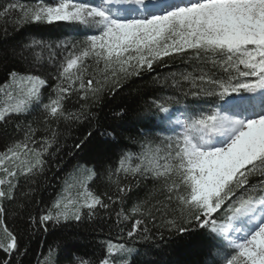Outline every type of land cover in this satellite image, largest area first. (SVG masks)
Masks as SVG:
<instances>
[{"label": "snow or ice", "instance_id": "6c2138e0", "mask_svg": "<svg viewBox=\"0 0 264 264\" xmlns=\"http://www.w3.org/2000/svg\"><path fill=\"white\" fill-rule=\"evenodd\" d=\"M113 3L134 10L121 15L109 7ZM13 13L10 22L16 28L67 22L91 34L82 40L53 44L33 39L24 44L20 57L26 61L27 50H47L56 84L45 103L48 76L10 71L9 81L0 85V122L41 106L46 130L50 119L83 122L94 116L90 109L105 95H116L127 80L154 65L179 58L193 66L172 76L179 97H155L146 105L167 114L162 123L169 134L159 143L145 139L140 155L125 153L114 170L125 178L151 181L157 195L126 209L132 186L117 181L116 195L105 193V202L89 187L94 169L78 165L51 206L38 218L28 217V226L47 231L49 224L92 219L99 209L119 205L117 224L131 221V227L117 242L105 243L106 254L98 264H137L140 253L129 242L154 239L152 229L161 240L164 231L182 236L203 230L216 250L214 264H264V106L255 111L243 95L259 93L264 99V0H37L34 5L10 2L0 9V18ZM43 59L35 53L36 62ZM182 81L188 82L187 90ZM167 82L165 77L162 83ZM73 95L82 102L80 108L66 112L64 102ZM189 96L231 103L223 112L184 105V118L173 120V106ZM35 135L29 125L22 140L0 153V251L5 254L0 264H12V257L20 254L18 233L5 222V201L14 200L20 177L43 174L47 157L55 154L50 151L58 142L55 129L39 142ZM74 147L83 150L84 141ZM53 255L50 248L44 264H55Z\"/></svg>", "mask_w": 264, "mask_h": 264}, {"label": "trees", "instance_id": "16d2710c", "mask_svg": "<svg viewBox=\"0 0 264 264\" xmlns=\"http://www.w3.org/2000/svg\"><path fill=\"white\" fill-rule=\"evenodd\" d=\"M10 2L34 5L37 0H0V9ZM40 2L55 4L58 0ZM145 3L150 4L151 0H145ZM109 6L113 12L119 8L126 9L124 4L119 3ZM15 15L13 13L7 18H0V85L9 81L10 71L46 75L49 86L45 92L44 102L47 103V96L52 93V88L56 84L53 65L47 61L48 52L46 49L41 51L39 47L27 50L29 60L26 61L20 57L23 45L33 39L53 44L60 41L82 40L84 35L91 34V31L67 22H54L51 25L31 23L16 28L10 22ZM37 52L44 57L40 62L35 61ZM100 67L102 68L103 64ZM192 70L193 66L188 61L179 58L169 61L167 65H154L152 71H145L140 77L127 80L116 95H105L99 105L90 109L94 116L83 122L69 123L64 120L57 122L50 119L46 130L44 123L46 113L42 106L34 107L29 113L13 115L7 123L0 122V153L5 152L14 142L22 140L29 125L36 129L34 139L38 142L42 137L50 135L52 129L58 132V142L50 149L55 154L47 157L45 172L27 179L20 177L14 200L5 201V222L10 229L18 233L20 242V254L12 257V264H44L50 248L54 250L52 259L55 264H80L82 260L89 261V264H98L106 254L105 243L108 240L117 242L118 237L126 235L131 227V221L117 224L115 213L119 211V205H113L107 210L99 209L98 214L92 219L85 218L80 222L73 221L60 225L49 224L47 231L39 225L29 227L27 221L29 216L38 218L51 206L63 188L65 177L73 172L77 165L94 169L96 176L89 181V187L105 202H107L105 193L116 195L117 181L121 185L132 186L131 192L125 197L126 209L157 195V186L151 181L137 180L131 175L125 178L124 173L116 175L114 170L125 153L138 157L145 139L159 143L169 134L164 130L169 126L162 123L167 114L156 112L155 109L150 111L146 105L155 97L168 95L179 97L181 93L171 86L172 76L174 73L178 76ZM165 77L168 78L167 84L162 83ZM181 83L187 90L188 82ZM243 95L255 111H260L264 106V99L259 93ZM80 103L82 102H78L77 96H71L64 102L66 112L77 111ZM230 103L231 100L210 98L198 100L189 96L181 104L173 106L172 119L184 116L182 115L185 111L184 105L205 111L219 108L223 112ZM88 133H91V136ZM81 141L85 144L83 150L74 147ZM56 148H59L58 152L55 151ZM136 162L138 161L134 159L133 163ZM253 182H256L255 178ZM149 227L151 228V224ZM152 235L155 238L149 241L140 239L135 243L129 242V246L135 247L140 253L135 257L137 264H214L217 259L216 250L205 239L203 230L182 236L170 235L164 231L163 240L159 239L155 229H152ZM3 258L5 254L0 251V259Z\"/></svg>", "mask_w": 264, "mask_h": 264}, {"label": "rangeland", "instance_id": "374dc122", "mask_svg": "<svg viewBox=\"0 0 264 264\" xmlns=\"http://www.w3.org/2000/svg\"><path fill=\"white\" fill-rule=\"evenodd\" d=\"M96 1H98L99 2V0H96ZM177 3H180V2H184V0H179V1H176ZM151 4V3H150ZM110 7V6H109ZM125 8L126 9H122V8H119L118 10H116V11H114L115 13H118V14H121V15H124V14H126V13H131L133 10L132 9H130L131 8V6H128V5H125ZM123 10H126V11H123ZM128 10H130V12H127ZM126 12V13H125ZM246 115V114H245ZM184 118V116H182L180 119H183ZM78 166V165H77ZM76 166V167H77ZM75 167V168H76Z\"/></svg>", "mask_w": 264, "mask_h": 264}, {"label": "water", "instance_id": "95a60500", "mask_svg": "<svg viewBox=\"0 0 264 264\" xmlns=\"http://www.w3.org/2000/svg\"><path fill=\"white\" fill-rule=\"evenodd\" d=\"M177 1H179V0H177Z\"/></svg>", "mask_w": 264, "mask_h": 264}]
</instances>
